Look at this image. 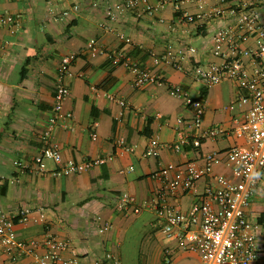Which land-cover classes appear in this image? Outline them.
<instances>
[{
  "label": "crops",
  "instance_id": "1",
  "mask_svg": "<svg viewBox=\"0 0 264 264\" xmlns=\"http://www.w3.org/2000/svg\"><path fill=\"white\" fill-rule=\"evenodd\" d=\"M123 1L0 0V211L15 214L31 209L29 220L15 227L18 239H39L51 233L69 240L71 250L64 256L75 259L76 264H99L107 253L121 264H166L167 249L172 252V264H202L199 253L169 240L163 232L153 205L159 183L152 175L168 163L182 165L200 160L206 153H223L246 143L228 134L205 140L197 150L190 146L181 153L162 149L157 157H146L145 151L152 137L162 143L175 142L178 119L193 116L184 99L172 94L170 89L176 85L205 101V128L233 129L243 120L249 105L236 104L241 93L238 83L224 80L205 88L195 79L194 69L223 61L214 54V37L233 19L217 17L215 9L229 15L233 8L244 10L246 1L253 4L250 9L264 16V3L150 0L153 5H164L155 16L138 17L123 9L110 18L108 8ZM197 13H204L205 18L184 21L185 14ZM6 16H13L14 23L3 21ZM91 39L105 53L92 56L85 52ZM242 44L255 48L257 41L247 36ZM181 46L186 54L183 68L177 69L165 56L173 50L180 58L176 51ZM190 47L196 51L188 52ZM111 52L123 53L124 61L115 64L108 56ZM70 54L76 57L71 65L73 76L66 80L69 95L64 109L74 117L67 127L56 129L54 141L64 160L116 157L82 173L56 177L52 174L57 168L54 162L48 161L49 172L41 174L35 158L42 149L41 134L51 115L61 60ZM135 65L162 83L136 85ZM92 132L98 134L97 140ZM120 138L133 151L120 149ZM214 172L231 174L226 165L217 166ZM210 183V178L200 180L199 191ZM125 193L136 203L124 207ZM195 196L181 191L172 204L187 211ZM42 213L44 221L39 219ZM99 217L112 224L109 231L99 232ZM249 218L260 247L254 264H264V179L254 195ZM1 260L35 264L30 256L13 260L2 255Z\"/></svg>",
  "mask_w": 264,
  "mask_h": 264
},
{
  "label": "built area",
  "instance_id": "2",
  "mask_svg": "<svg viewBox=\"0 0 264 264\" xmlns=\"http://www.w3.org/2000/svg\"><path fill=\"white\" fill-rule=\"evenodd\" d=\"M257 1L264 3V0ZM252 5L245 1L244 10L239 12L233 8L229 15H225V11L220 8L214 10L217 17L230 16L233 19L231 24L220 28L214 37V54L222 57L223 61L201 64L194 69L195 79L205 88H211L224 80L238 83L241 93L236 104L240 107L249 105L243 113V120L237 121L233 129L220 126L205 128V101L194 98L188 90L176 85L170 89L172 94L184 99L193 116L178 119L175 142L162 143L158 137H152L145 151L146 157H157L162 149L181 153L190 146L197 150L205 140L228 134L246 143L245 146L234 145L223 153H206L200 160L194 159L182 165L168 163L152 175L159 183L154 189L153 205L163 232L169 240H177L182 247L199 253L202 264H254L260 257L257 233L249 218V210L264 179V16L250 9ZM163 7L162 3L153 5L150 0H124L110 6L107 15L114 19L119 12L127 9L138 17L155 16ZM183 18L185 22L195 23L205 18V14H185ZM2 20L14 23L15 18L6 16ZM247 36L256 39L255 48L243 46L242 42ZM188 50L190 53L196 51L193 47ZM85 52L92 56L105 53L96 39L87 43ZM172 52L174 51L169 50L165 56L166 60L175 68L182 69L185 49L181 46L176 51L180 58ZM108 54L115 64L124 61L125 56L121 52ZM75 57L76 54L64 56L59 66L51 115L41 134L42 149L35 158L37 170L41 174L49 172L48 161L57 166L52 174L61 177L82 173L113 161L116 157L112 154L81 162L64 160L59 145L54 141L56 129L59 126L67 127L74 117L72 112L65 111L64 103L69 95L66 80L73 76L71 65ZM133 70L137 74L138 86L150 82L162 83L159 77L136 65ZM108 97L115 100L114 95ZM120 103L126 105L124 101ZM96 126L97 124L93 125L94 128ZM92 138L97 140L99 136L92 132ZM117 146L129 152L133 151L124 138L117 140ZM221 165L228 166L231 174L215 173V168ZM205 178H210L211 183L200 192L199 181ZM181 191L196 195L187 211H182L172 204V200L176 199ZM135 203L136 199L130 194L125 193L122 196L124 207ZM31 212L29 208L21 209L15 214L0 211V264H6L1 260L2 255H8L13 260L30 256L35 264H76L75 259L64 256V253L71 250L69 240L51 233H46L39 239H18L15 227L18 223H26ZM44 218L45 214L42 213L39 219L44 221ZM97 221L100 233L112 228L110 222L103 221L100 217ZM165 253L166 264H172L171 250L167 249ZM110 263L121 264L112 253H107L99 262Z\"/></svg>",
  "mask_w": 264,
  "mask_h": 264
},
{
  "label": "trees",
  "instance_id": "3",
  "mask_svg": "<svg viewBox=\"0 0 264 264\" xmlns=\"http://www.w3.org/2000/svg\"><path fill=\"white\" fill-rule=\"evenodd\" d=\"M204 95H205V93H204Z\"/></svg>",
  "mask_w": 264,
  "mask_h": 264
}]
</instances>
